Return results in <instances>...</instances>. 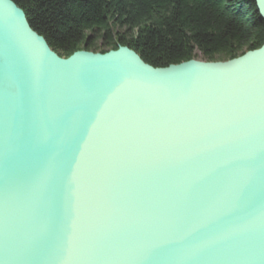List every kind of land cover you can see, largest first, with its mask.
<instances>
[{
  "label": "water",
  "instance_id": "water-1",
  "mask_svg": "<svg viewBox=\"0 0 264 264\" xmlns=\"http://www.w3.org/2000/svg\"><path fill=\"white\" fill-rule=\"evenodd\" d=\"M0 264H264V44L61 58L0 0Z\"/></svg>",
  "mask_w": 264,
  "mask_h": 264
},
{
  "label": "trees",
  "instance_id": "trees-1",
  "mask_svg": "<svg viewBox=\"0 0 264 264\" xmlns=\"http://www.w3.org/2000/svg\"><path fill=\"white\" fill-rule=\"evenodd\" d=\"M61 58L128 47L154 68L224 62L264 44L253 0H11Z\"/></svg>",
  "mask_w": 264,
  "mask_h": 264
},
{
  "label": "rangeland",
  "instance_id": "rangeland-1",
  "mask_svg": "<svg viewBox=\"0 0 264 264\" xmlns=\"http://www.w3.org/2000/svg\"><path fill=\"white\" fill-rule=\"evenodd\" d=\"M80 51H83V50H80ZM200 61V60H199Z\"/></svg>",
  "mask_w": 264,
  "mask_h": 264
}]
</instances>
